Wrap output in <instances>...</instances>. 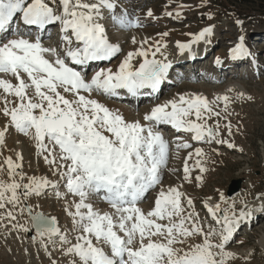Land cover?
<instances>
[{"label": "snow or ice", "instance_id": "6c2138e0", "mask_svg": "<svg viewBox=\"0 0 264 264\" xmlns=\"http://www.w3.org/2000/svg\"><path fill=\"white\" fill-rule=\"evenodd\" d=\"M147 15L153 16L152 11ZM109 22L120 31L142 27L140 18H130L119 0H0V222L10 224L22 243L20 233L34 232L30 242L38 253L44 252L49 264L249 261L251 252L240 257L230 244L242 221L254 212L264 213V196L258 197V207L247 202L238 207L233 201L229 210L220 203L211 204L208 197L204 207L209 222L195 211L192 198L180 191L182 185L164 183L170 144L160 127L190 134L197 143L235 148L221 137L220 127L224 120V129L232 135V98L223 94L209 100L198 93H180L127 119L96 97L159 101L173 69L164 39L170 33H158L160 39L151 43L148 38L141 40L115 68L100 67L123 54L121 45L109 36ZM234 23L244 25L239 18ZM56 25L59 40L55 46H46L43 34ZM214 28L210 24L187 34L191 41L178 40L177 50L191 52L192 44L208 42ZM132 43L137 44L135 37ZM227 55L233 61L254 56L239 32ZM249 62L256 63L254 58ZM214 63L221 65L223 60L216 57ZM235 99L252 101L253 97L237 92ZM213 119L215 123L210 124ZM13 130L29 140L37 160L58 179L25 172L22 152L9 149L15 158L4 155L6 136ZM174 143L177 155L193 149L181 136ZM193 156L197 159L190 166ZM205 157L200 147L188 152L183 181L191 183L192 172L198 169L195 180L202 182ZM169 171L175 174L177 169ZM48 193L62 201L71 228H62L54 215L34 210L29 201ZM149 193H154V199L145 209L141 205ZM219 199L227 203L222 193ZM24 216L22 223L19 217ZM23 250L29 254L27 247Z\"/></svg>", "mask_w": 264, "mask_h": 264}, {"label": "rangeland", "instance_id": "374dc122", "mask_svg": "<svg viewBox=\"0 0 264 264\" xmlns=\"http://www.w3.org/2000/svg\"><path fill=\"white\" fill-rule=\"evenodd\" d=\"M251 1L119 0L121 7L126 9L130 14V18H140L142 27L120 31L113 27L111 22L106 25L112 42L121 45L123 54L115 57L110 64L103 63L100 67L110 66L115 68L120 60L123 59V55L139 47L141 40L148 38L151 43L153 34L156 32L168 31L170 33L166 37L168 44L166 54L172 63L184 59L182 58L184 57V53L181 54L177 50L176 42L178 40L181 41L182 37L189 38L186 42H190L192 36L187 34L198 33L203 27L210 24L215 25L213 35L208 38V42L211 39L212 44H214L211 56H225L226 51H228V48L232 46V42L236 39L237 33L239 32L245 36L246 44L254 56L249 59L238 60L240 62L234 61L235 66L230 69L234 75L230 73V76L227 75V77L219 78L215 71L210 72L209 70L207 74H204L208 79L204 80L199 78L198 71L186 72V70L179 67V69L173 71L176 67L173 66L170 79L174 84L163 88L159 101L151 98L135 105L130 101L96 97L108 107L119 109L127 119H134L137 116V112L143 114L145 109L147 110L154 103L163 102L180 93H198L209 100L223 94H227L232 98L229 106V110L232 112V115L229 117L232 125V135L229 136L227 130L224 129V124L226 123L224 120L220 121V127L221 137L234 143L235 148L230 149L226 144L213 143L209 145L197 143L191 140L190 134L178 133L170 126V128L164 125L160 127V130L170 144L168 169L164 172L165 185H182L180 191L184 192L186 197L192 198L195 211L199 213L202 220L207 217L209 222L211 218L207 216V210L204 207V201L208 197L212 198L211 204L220 203L222 209L229 210L233 201H235L238 207L242 206V202H247L249 207H251V204L256 205L257 203L259 206L261 201H259L258 197L264 195V75H262L264 73V15L260 14L261 12L258 10L264 9V7L256 8L257 3ZM263 1L257 0V2ZM171 5L173 8H169ZM149 10L153 13L151 17L147 15ZM178 11L179 19L176 18ZM167 12H172V15L168 16ZM209 15L213 16L212 20L208 19ZM236 18L244 21L243 27L234 23ZM50 27L52 28L50 29L51 33L46 32L42 37V42L46 46L49 44L55 46L58 38L55 37L57 41H53L50 39V36L55 34L59 36V26ZM133 37H135L137 44L132 43ZM187 53L185 52L186 55ZM253 58L256 61L255 64L249 62ZM202 64H206V61L200 65ZM200 65L196 64L197 67ZM181 76L183 77L182 79ZM238 83H241L248 91V94H245L246 96L251 95L253 97L252 101L235 99V94L239 92L235 88ZM231 87H234L233 91L227 92V89ZM152 100L154 103H152ZM2 123L3 121L0 120V124ZM209 123L214 124L215 119L209 121ZM164 129H167L168 132H165ZM171 130L173 131L171 132ZM177 136H181L191 143L193 149L196 147L202 148L206 154V157L201 160L202 165L207 169L203 173L202 182L195 180V176L200 175L198 169L193 170L191 183L183 181L184 159L188 156V152L193 151V149L180 150L179 155H177L174 143ZM6 144L7 147L3 150L4 155H13V158H15L14 152H10L9 149L23 153L25 172L30 175H47L49 179L53 180L58 179L51 175L42 160H37L35 150L26 137L13 130L6 136ZM213 149L217 151H213ZM196 159L197 157L193 156L188 161L189 165L192 166ZM170 169H177V171L173 174L169 171ZM3 178L6 179V177ZM237 179L241 180V186L237 193L241 192L245 193V195L242 194L241 197L234 199L227 195V188L232 180ZM221 193L224 195L227 203L220 201L219 196ZM153 199L154 193H149L147 200L141 206L147 209L150 207ZM29 202L33 204L34 210L43 211L46 215L56 216L62 228H71V222L62 210V201L58 202L51 193L41 198L33 197ZM37 204L40 205L39 208L35 207ZM103 207L106 208V205H103ZM261 215L262 218L264 213H261ZM254 217L255 214L253 213L248 220ZM26 219V216L19 217L22 223ZM246 223L247 220L242 221L240 223L242 225L237 228V234L233 237L230 250L237 253L240 257H244L250 252L252 256L247 262L243 259H237L233 264H264V243L260 241L261 235H259L264 230V217L257 224L251 223L250 227ZM5 226H7V230ZM31 235H34V232L29 233L27 236L20 233L19 236L23 238L22 243L17 233L11 230L10 224H7L6 221L0 222V264H49L48 257L44 252L41 250L38 253L36 245L30 242ZM25 247L28 248L29 254H25L23 250ZM57 258H59L58 255Z\"/></svg>", "mask_w": 264, "mask_h": 264}, {"label": "bare ground", "instance_id": "6f19581e", "mask_svg": "<svg viewBox=\"0 0 264 264\" xmlns=\"http://www.w3.org/2000/svg\"><path fill=\"white\" fill-rule=\"evenodd\" d=\"M169 8H173V6L171 5V6H169ZM158 33H162V32H156L155 34H153V38H152V41L153 40H158V39H160V37H159V35H158ZM165 40H166V37L164 38ZM188 39L189 38H184V37H182L181 38V42H183V41H188ZM210 40V42H208L207 43V45H211L212 44V42H211V39H209ZM151 41V42H152ZM210 43V44H209ZM247 45V44H246ZM192 51V50H191ZM186 54L184 53V56H185ZM193 58L192 59H194L195 57H196V54L195 55H193L192 56ZM182 60V59H181ZM181 60H177L175 63H172L173 64V66H177V65H179L180 63H181ZM198 61V62H197ZM195 64H198V65H200L201 64V61H199V59H198V57H196V59H195ZM234 87H231V88H228L227 90H229V89H233ZM235 88H237L238 90H239V92H243L244 94H248V91L245 89V87L241 84V83H238L236 86H235ZM227 92H229V91H227ZM152 103H154V101L152 100ZM148 105H150V104H148ZM147 105V106H148ZM146 108V107H145ZM148 109H150V106L147 108V110ZM145 111H146V109H145ZM174 130V129H173ZM167 179V178H166ZM242 194H244L245 195V193H241V192H239V193H236V194H234L233 196H231V197H233L234 199H236V198H238V197H241V195ZM261 196V195H260ZM264 196V195H263ZM260 201V200H259ZM258 201V202H259ZM251 204V203H250ZM258 204V203H257ZM254 205V204H251V207H258V205ZM254 214H255V217H256V221H253L254 223H258L259 222V220H261V219H263V217L261 218V213H259V212H254ZM249 222H252V220H250ZM251 226V225H250ZM259 235H261L260 236V241L261 242H263L264 243V230H262V232L259 234Z\"/></svg>", "mask_w": 264, "mask_h": 264}, {"label": "water", "instance_id": "95a60500", "mask_svg": "<svg viewBox=\"0 0 264 264\" xmlns=\"http://www.w3.org/2000/svg\"><path fill=\"white\" fill-rule=\"evenodd\" d=\"M240 186L241 180H232L230 182L229 187L227 188V195L231 197L233 194L237 193L239 191Z\"/></svg>", "mask_w": 264, "mask_h": 264}, {"label": "trees", "instance_id": "16d2710c", "mask_svg": "<svg viewBox=\"0 0 264 264\" xmlns=\"http://www.w3.org/2000/svg\"><path fill=\"white\" fill-rule=\"evenodd\" d=\"M260 1H261V0H260ZM251 2H256V3H257V4H256V6H257L256 8H258V7H260V8H261V7H264V4H263L264 1H263V2H257V0H252ZM253 10H254V9H253ZM258 10L261 12V13L259 12L260 14H263V15H264V9H258ZM251 12H254V11H251ZM247 13H248V12H247Z\"/></svg>", "mask_w": 264, "mask_h": 264}]
</instances>
